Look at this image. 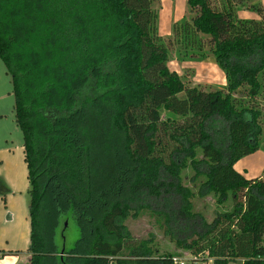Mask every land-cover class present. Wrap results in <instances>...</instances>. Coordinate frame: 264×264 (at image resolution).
Returning a JSON list of instances; mask_svg holds the SVG:
<instances>
[{"label":"trees","instance_id":"obj_1","mask_svg":"<svg viewBox=\"0 0 264 264\" xmlns=\"http://www.w3.org/2000/svg\"><path fill=\"white\" fill-rule=\"evenodd\" d=\"M249 1L187 0L162 36L161 0H0V58L28 170L29 264H173L151 239L130 240L121 222L141 210L201 254L198 264H264V176L235 168L264 151V7ZM176 47L182 61L213 59L226 84L171 69ZM188 166L204 179L200 193L233 209L212 222L195 210L181 182Z\"/></svg>","mask_w":264,"mask_h":264},{"label":"rangeland","instance_id":"obj_2","mask_svg":"<svg viewBox=\"0 0 264 264\" xmlns=\"http://www.w3.org/2000/svg\"><path fill=\"white\" fill-rule=\"evenodd\" d=\"M253 2H258V0H250L249 4ZM260 3L264 7V1L261 0ZM161 4L160 13L164 5L162 0ZM172 6L179 9L178 14L183 17L187 11V0H169L168 3H165V7H168L170 11ZM246 10L252 18L258 19L260 17L256 11ZM170 11H168L169 14H171ZM180 55L183 56V53L178 52V47L171 50V62L169 64L171 68L179 65L180 73H186L187 77L192 78L194 83H202L206 80L203 69L206 68L205 64L212 63L213 59H207L205 60L207 62H204L192 61L182 57L184 59L182 61ZM212 67L213 69H219L217 66ZM220 71L225 74L222 70ZM213 83L218 85L219 80ZM218 86H221V84ZM243 165L247 169L244 173L247 178L264 176V151L259 150L253 156L246 158ZM196 177L194 170L191 166H188L182 170L181 182L194 193L191 197L194 208L202 212L208 222H212L219 212L233 209L231 199L224 205H220L213 194L200 193L201 182L204 179ZM28 188L29 180L25 162L23 134L15 120L11 75L0 58V255L17 252L20 256V264H24L28 259L30 247ZM121 223L125 226L132 242L151 239L158 254L170 252L175 257L186 259L188 264H192L190 262V252L177 247L160 228L155 216L149 211L141 210L137 215L134 211H131ZM206 264H213L212 260H209ZM229 264H243V260L231 261Z\"/></svg>","mask_w":264,"mask_h":264},{"label":"crops","instance_id":"obj_3","mask_svg":"<svg viewBox=\"0 0 264 264\" xmlns=\"http://www.w3.org/2000/svg\"><path fill=\"white\" fill-rule=\"evenodd\" d=\"M162 1H163L164 5H163L162 12L160 13V17H159V33L162 36H166V35H169L171 32V25H172L173 21H178V20L182 19L183 17H181V14H178L179 9H176L172 6V10L170 11L168 7H165V3H168L169 0H162ZM258 2H261V0H258ZM168 11H170L171 14H169ZM238 14L241 18H249V17L252 18V16L250 15L249 12H247L246 9L240 10ZM204 62H207V61H204ZM205 65H206V68L203 70L205 71V74H206V76H205L206 80H204L202 82V84H206V83L214 84L213 82L218 81V80H219V84H221V85L226 84L225 74H223L220 71L221 69L215 64L214 61H212V63L208 62V64H205ZM178 66L179 65H176L171 69H173V70L177 71L179 74H181ZM212 66H217L219 69L218 70L213 69ZM253 155L254 154L246 156V157L242 158L241 160H239L235 164L236 170L239 171L240 173H242L245 177H246V175L244 173H245V171H247V169L244 168L243 162L246 158H249ZM248 179H250V178H248ZM29 262H30V252L28 253V259L26 260V262H24V264H29ZM0 264H20V256L18 254L17 255H11V254H7V253H3L2 255H0Z\"/></svg>","mask_w":264,"mask_h":264},{"label":"built area","instance_id":"obj_4","mask_svg":"<svg viewBox=\"0 0 264 264\" xmlns=\"http://www.w3.org/2000/svg\"><path fill=\"white\" fill-rule=\"evenodd\" d=\"M191 261L192 264H198L199 263V260L201 259V254L200 255H193L191 254ZM173 264H188V261L186 262V259H181V258H178V257H175L173 258Z\"/></svg>","mask_w":264,"mask_h":264},{"label":"flooded vegetation","instance_id":"obj_5","mask_svg":"<svg viewBox=\"0 0 264 264\" xmlns=\"http://www.w3.org/2000/svg\"><path fill=\"white\" fill-rule=\"evenodd\" d=\"M69 264H71V263H69Z\"/></svg>","mask_w":264,"mask_h":264}]
</instances>
